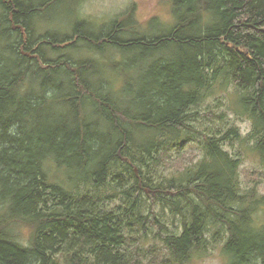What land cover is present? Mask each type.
<instances>
[{
	"label": "trees",
	"instance_id": "1",
	"mask_svg": "<svg viewBox=\"0 0 264 264\" xmlns=\"http://www.w3.org/2000/svg\"><path fill=\"white\" fill-rule=\"evenodd\" d=\"M54 1L0 0V264H63L60 256L64 264H190L206 253L214 226L227 233V264H264V197L241 192L239 157L222 147L237 129L204 136V159L181 176L158 182L150 173L160 154L196 138L189 110L221 76L241 92L238 113L253 121V152L264 161V0H170L175 23L157 35H128V20L95 35L79 21L75 36L62 38L35 26ZM92 46L111 64L120 52L124 69L138 51L173 49L184 59L148 72L130 100L135 112L122 108L128 92L116 86L125 73L113 79L98 58L65 53ZM50 50L57 57L48 59ZM72 162L68 183L58 181L57 166ZM112 186L125 207L101 206ZM146 199L180 217L182 232L168 234L159 214L144 215ZM130 225L146 236L158 227L166 253L132 250ZM23 229L31 231L26 245Z\"/></svg>",
	"mask_w": 264,
	"mask_h": 264
},
{
	"label": "rangeland",
	"instance_id": "2",
	"mask_svg": "<svg viewBox=\"0 0 264 264\" xmlns=\"http://www.w3.org/2000/svg\"><path fill=\"white\" fill-rule=\"evenodd\" d=\"M33 1L36 4L43 2V0ZM125 20L135 24L132 28L129 27L126 29L128 35H131L130 32L134 31L138 34L147 33L157 35L158 33L167 31L175 23L170 0H55L39 14V18L35 20V26L40 35L49 33L55 37L62 38L74 35V29L79 24V21H86L88 25L86 30L98 35L104 32V30L109 32L113 28L114 22ZM54 46L60 49L67 47L65 44H55ZM81 46L84 47L83 44ZM67 49L69 50H65V53L73 55L74 58H83L85 56L98 58L97 60L100 64L98 70L109 74L113 79L114 76L112 73H125L126 75L124 77L122 75L119 77L116 76L120 80V85L116 82V86L122 87V92H125L126 95L128 92V97H125V100L123 99L125 103H123L122 108H131L136 110L135 112H140L141 107L130 103V100L134 99L145 88V80L152 78L148 72L161 60L177 62L184 59V57L180 58L181 55L173 49L159 50L149 56H145L142 52L138 51L127 57L133 60L135 65L124 69L120 66V52L111 54L114 59L111 64L105 58L106 54L96 52V47L81 48V50L77 51L75 50L76 48ZM45 52L47 53L48 59L57 57L51 50L50 53ZM145 75H148L147 78ZM50 93L52 94L53 92ZM202 94L200 102L189 110L190 125L194 128L193 131L196 134V138L192 136L189 142L186 141L176 148L160 154L158 156V162H154L150 166L151 175L158 182L171 179L174 176H181L185 170L193 168L195 165L198 166L201 160L204 159V136L216 135L218 138H222L230 130L237 129L240 137L236 139L227 137L222 147L234 158L239 157L241 192L243 194L254 192L255 197H264V161L253 152V147L256 143L253 139V121L249 116L238 113L240 110L237 102L241 92L233 82L225 76H221L208 90L202 91ZM51 107L49 106V108ZM95 109H88L91 118H95V114H93ZM56 112L58 115L61 114L57 110ZM75 165L76 163L72 162L66 167L57 166L56 178L58 181L64 178L68 183V177L72 173L70 166L73 167ZM54 171L55 169H52V175ZM67 185L70 186L69 184ZM113 187L116 186L104 188L105 199L101 202V206L104 209L111 210L117 209L119 206L125 207L121 194L115 196ZM81 190L87 192L89 189H85V185H81ZM117 190L119 193L122 192L119 187H117ZM148 194H152L150 190H148ZM110 196L116 198L107 199ZM149 211L159 214L164 225L167 226L164 229L170 230L168 234L177 235L182 232L183 222L180 217L174 216L169 210L163 211L162 207L156 201L146 199L142 212L144 215H147ZM258 216V224L264 225V212H261ZM146 227L147 229H152L150 225ZM130 229L136 231L135 234H132L134 240L131 245L132 250L140 252L142 256L147 255L148 258L151 257L150 254H154L155 250L160 255L166 253L161 237H156L158 227H155L148 236L141 230L144 228L140 225L134 227L130 225L129 232L131 233L132 230ZM220 229V226H214L208 231L206 234L208 241L206 253L203 255L197 253L190 264H227L222 250L227 241V233H225V229ZM30 234V230H22L20 238L22 244L26 245L29 242ZM162 234L165 236L164 233ZM60 260L64 264L65 259L62 256H60Z\"/></svg>",
	"mask_w": 264,
	"mask_h": 264
}]
</instances>
